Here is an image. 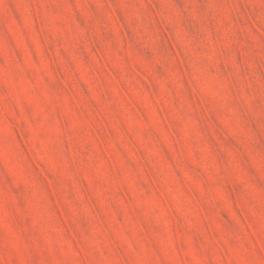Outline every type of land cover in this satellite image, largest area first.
<instances>
[{
    "label": "rangeland",
    "instance_id": "1",
    "mask_svg": "<svg viewBox=\"0 0 264 264\" xmlns=\"http://www.w3.org/2000/svg\"><path fill=\"white\" fill-rule=\"evenodd\" d=\"M0 264H264V0H0Z\"/></svg>",
    "mask_w": 264,
    "mask_h": 264
}]
</instances>
